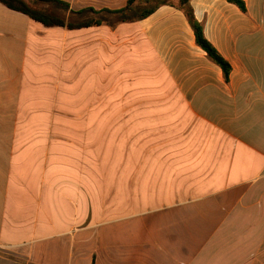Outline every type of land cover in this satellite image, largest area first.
Segmentation results:
<instances>
[{"label":"crops","instance_id":"1","mask_svg":"<svg viewBox=\"0 0 264 264\" xmlns=\"http://www.w3.org/2000/svg\"><path fill=\"white\" fill-rule=\"evenodd\" d=\"M242 1H189L228 79L176 3L72 30L0 3V264H264V0Z\"/></svg>","mask_w":264,"mask_h":264},{"label":"trees","instance_id":"2","mask_svg":"<svg viewBox=\"0 0 264 264\" xmlns=\"http://www.w3.org/2000/svg\"><path fill=\"white\" fill-rule=\"evenodd\" d=\"M154 1L156 0H127L126 5L118 10L104 9L97 11L92 8L78 12L70 10L68 18L56 11L57 9L63 10L64 12L69 10V5L61 0H0V3L6 8L22 13L45 27H63L69 30L99 26L104 23L108 24L102 16L103 13L115 16L114 22L108 24L110 26L123 22H135L153 13L160 4L175 5L176 3L178 8H181L185 12L194 30L196 43L207 53L212 61L222 68L225 78L228 79L230 66L205 38L202 26L196 22L189 7L190 0H158L157 4L152 6L151 4ZM226 1L237 5L243 11L245 10V5L242 0ZM87 13H91L92 15L90 17L85 16Z\"/></svg>","mask_w":264,"mask_h":264},{"label":"rangeland","instance_id":"3","mask_svg":"<svg viewBox=\"0 0 264 264\" xmlns=\"http://www.w3.org/2000/svg\"><path fill=\"white\" fill-rule=\"evenodd\" d=\"M59 13L62 15V13H61V12H59ZM107 18H108V20H110V23H112V21H113V20H115V19H113V17H112V16H108Z\"/></svg>","mask_w":264,"mask_h":264}]
</instances>
